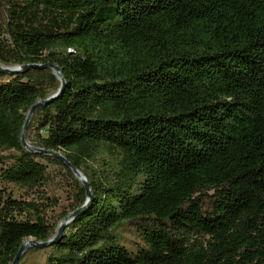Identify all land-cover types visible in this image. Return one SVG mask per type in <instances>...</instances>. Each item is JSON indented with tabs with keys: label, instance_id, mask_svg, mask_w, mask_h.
<instances>
[{
	"label": "trees",
	"instance_id": "16d2710c",
	"mask_svg": "<svg viewBox=\"0 0 264 264\" xmlns=\"http://www.w3.org/2000/svg\"><path fill=\"white\" fill-rule=\"evenodd\" d=\"M47 63L66 87L27 141L94 200L45 264H264V0H0V64ZM59 88L0 72V264L56 236V199L8 189L47 187L42 161L72 174L22 142Z\"/></svg>",
	"mask_w": 264,
	"mask_h": 264
},
{
	"label": "rangeland",
	"instance_id": "374dc122",
	"mask_svg": "<svg viewBox=\"0 0 264 264\" xmlns=\"http://www.w3.org/2000/svg\"><path fill=\"white\" fill-rule=\"evenodd\" d=\"M38 112L33 116L28 130L29 140L35 144L39 142L41 137L47 135L45 130H39ZM47 166V170L51 175L50 184L47 187H41L36 194L24 193L22 190L9 188L13 197L18 200H30L38 196L42 198L45 206H52L54 199L57 200V207L48 212V221L50 224H60L66 214L73 213V209L79 204L78 188L75 180H78L72 173L70 174L65 168L54 166L47 161H42ZM84 174V173H83ZM67 215V216H68ZM28 241V240H26ZM25 241V242H26ZM51 248L36 249L33 253H26L22 257L19 264H45L46 258L49 255Z\"/></svg>",
	"mask_w": 264,
	"mask_h": 264
},
{
	"label": "water",
	"instance_id": "95a60500",
	"mask_svg": "<svg viewBox=\"0 0 264 264\" xmlns=\"http://www.w3.org/2000/svg\"><path fill=\"white\" fill-rule=\"evenodd\" d=\"M30 69H42V70L49 69V70H51L53 75L60 81V88L58 89V91L56 93H54L53 95L49 96L47 99L39 100L36 104H34L31 107V109L27 113L25 124H24V127H23V132H22L23 145L31 153L42 154V155H45V156L56 158L59 161H61L66 167H68L72 171V173L76 176L78 181H80V183L86 189L87 199H86V202H85L84 206L81 209H79V210L73 212L72 214L66 216L62 220V222L58 226L57 233H56L55 237H53L52 239H50L47 242L38 241L35 238L27 239L28 241L24 242L23 246L18 251V253H17V255H16V257H15V259H14L12 264H19L21 258L24 256V254L27 252V250L29 248L46 249V248H51L56 243L60 242L63 239L66 227L78 215H80L83 211L88 209V207L92 204V202L94 200V195L91 192V189H90V186H89V183H88V180H87L86 176L83 174V172L80 169L75 167L67 159V157L65 155H63L61 152H58V151L46 150V149H43V148H40V147H36V146L30 145V143H28V141H27V133H28V129H29V126H30V123L32 121L33 116L39 111V109H41L44 106H47L48 104H50L51 102H53L54 100L59 98L61 96V94L63 93V90L66 87V81H65L64 77L62 76L61 69L57 65H54L52 63H47V64H28V65H25V66H18V65L5 66V65L0 64V72H3L5 74H9V75H14V74L21 73V72H23L25 70H30Z\"/></svg>",
	"mask_w": 264,
	"mask_h": 264
}]
</instances>
